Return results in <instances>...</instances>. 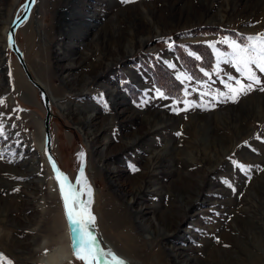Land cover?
Wrapping results in <instances>:
<instances>
[{
	"label": "rangeland",
	"instance_id": "374dc122",
	"mask_svg": "<svg viewBox=\"0 0 264 264\" xmlns=\"http://www.w3.org/2000/svg\"><path fill=\"white\" fill-rule=\"evenodd\" d=\"M25 2L0 0V253L45 264L60 247L54 264H82L44 149L40 91L8 46ZM261 32L264 0H37L19 26L18 46L52 96L59 166L75 184L83 164L95 230L133 264H264V91L171 110L197 81L223 91L225 73L239 76L223 63L213 71L208 42ZM187 99L200 102L196 91ZM232 160L254 167L246 175ZM139 208L159 225L143 227Z\"/></svg>",
	"mask_w": 264,
	"mask_h": 264
},
{
	"label": "snow or ice",
	"instance_id": "6c2138e0",
	"mask_svg": "<svg viewBox=\"0 0 264 264\" xmlns=\"http://www.w3.org/2000/svg\"><path fill=\"white\" fill-rule=\"evenodd\" d=\"M121 2L129 3L132 0H121ZM20 19L21 17L18 15L16 20ZM8 39L9 45L11 46L14 43L11 32L9 33ZM208 43L217 55L216 68L213 71L219 73L221 71L220 65L223 63L231 65L239 76L225 73L227 78L221 81L224 84L223 91L220 89H212L206 82L197 81V86L191 88V91L198 92L200 102L197 103L195 100L187 99L191 95V91L186 87L184 90L185 98L183 100L173 98V104L171 105L172 111L179 113L180 111H187L193 107H200L207 110L210 107L214 108L217 103H227L229 101L233 103L238 102L241 96L247 95L257 88L260 91H264V80L257 74L258 72L264 74V32L248 35L242 41L225 37L219 42ZM217 43L226 44L229 51H221L216 47ZM190 55H193L196 59H200L195 53H190ZM170 66L175 67V65ZM9 75L11 76V73ZM205 75L210 76L211 74L205 72ZM180 77L186 81L193 80L191 75L185 73L178 74V78ZM201 85L206 90H201ZM156 96L168 98L160 89H156ZM205 97H209L210 99L206 100ZM3 103L4 100L0 98V104ZM178 104H183L184 107L178 108ZM105 107L107 108L106 103ZM0 135H3L2 126H0ZM257 138L259 139V136ZM83 155V153L78 154L80 157ZM49 159L56 172L55 179L59 185L65 215L71 229L72 254L75 259L81 261L82 264H128L125 259L116 254L112 249L104 248L95 234L94 224L96 217L91 211L93 192L91 185L87 182L86 177H84L83 164H81L79 175L77 176L75 184H73L67 175L56 167L55 161L51 160V157ZM229 159L231 160L232 158L230 157ZM232 163L235 168H238L246 175L254 167L253 165H246L237 160H232ZM133 170L136 171L138 169L133 166ZM223 182L228 187H232V184L227 179ZM233 191H235L234 188ZM85 197L87 198L85 199ZM47 251L45 249V254ZM3 262H6V264H14L7 256L0 253V264H3Z\"/></svg>",
	"mask_w": 264,
	"mask_h": 264
},
{
	"label": "water",
	"instance_id": "95a60500",
	"mask_svg": "<svg viewBox=\"0 0 264 264\" xmlns=\"http://www.w3.org/2000/svg\"><path fill=\"white\" fill-rule=\"evenodd\" d=\"M36 3H37V0H26L24 10L19 15L21 17V19L20 20H16V18H15L12 21L10 27L8 28V31H7V40H8V46H9V48L12 49L17 54V56H18V59H19V61L21 63L22 69H23V73L25 74V76L27 77V79L29 80V82L34 87H37L38 90L40 91V97H41V100H42L43 105H44L45 110H46V113H45V116H44V119H43L44 131H45V135H46V137H45V143H44L45 144V151H46L47 158L49 160V164L51 165V168L53 170L54 176H56V172L53 169V166H52V163H51L49 157H51V160L55 161L56 167L61 172H63V171H62V169L59 166L57 157L54 155V153L52 151L51 118H52V114H53V102L51 101V96H50V94H49L48 89L46 88V86H44L37 79V76H35L33 74L32 70L30 69V66L28 65V63H27V61L25 59L24 52L18 46L17 39H16V34H17V30H18L19 26L25 20H27V19L30 18L31 12L33 10V7L36 5ZM24 17H26V18H24ZM10 32L12 33V39L14 41V43L11 46L9 45V39H8ZM58 188H59V185H58ZM59 191H60V189H59ZM63 206H64V204H63ZM68 226H69V222H68ZM69 231H70L71 247H72V233H71L70 227H69ZM95 234L97 235L96 230H95Z\"/></svg>",
	"mask_w": 264,
	"mask_h": 264
},
{
	"label": "bare ground",
	"instance_id": "6f19581e",
	"mask_svg": "<svg viewBox=\"0 0 264 264\" xmlns=\"http://www.w3.org/2000/svg\"><path fill=\"white\" fill-rule=\"evenodd\" d=\"M36 6V5H35ZM34 6V7H35ZM34 7H33V9H34ZM32 13V12H31ZM8 26H7V28H6V32H7V30H8ZM31 34H32V32H31ZM147 37V36H146ZM145 36L144 37H142L141 38V40H145V38H146ZM130 50H132V47H129V45L126 47V52H129ZM73 64V63H72ZM74 66V65H73ZM39 80V79H38ZM40 81V80H39ZM41 82V81H40ZM42 83V82H41ZM43 84V83H42ZM44 85V84H43ZM45 86V85H44ZM51 96V95H50ZM52 97V96H51ZM51 101H53L52 99H51ZM61 106V105H60ZM91 118V117H90ZM85 120L84 121H86V122H84V123H87L88 121H90L91 119H87V118H84ZM45 137H46V135H45V132H44V141H45ZM107 138V137H106ZM106 143H107V141H104V143H103V146H105L104 147V149L106 148V150H108L107 149V146H106ZM108 147H109V145H108ZM44 149H45V144H44ZM103 149V150H104ZM102 150V151H103ZM45 153H46V151H45ZM102 153V155H103V152H101ZM106 153V152H105ZM109 173V172H108ZM136 199V198H135ZM136 211V215H137V218L138 219H140L139 221H140V224L143 226V227H145V228H148V225L149 226H151V223L152 222H155L156 224H158L159 225V223H160V221L158 220V219H155L154 218V220H152V218H151V221H148L149 219V217L148 218H144V213H143V211H144V209L143 208H139V209H136L135 210ZM143 213V214H142ZM139 223V222H138ZM95 228V227H94ZM150 229V228H149ZM149 229H147V230H149ZM97 233V232H96ZM159 233H164V232H162V231H159ZM97 237H98V239L100 240V242H101V245L104 247V248H106V249H108V248H110V249H112L116 254H118L120 257H122L123 259H125L127 262H128V264H133V263H136L135 262V260L132 258V257H130V256H128L127 254H124V253H122V252H119L116 248V246L114 245V244H112L111 242H109V240L107 239V238H105L103 235L101 236L99 233H97ZM57 250H59L60 251V247H58V248H56ZM57 250H55L56 252L55 253H52V254H50V255H52V256H48L47 258H42V262L43 263H45V264H47V263H50V264H54L55 262H57V261H60V260H62L64 257H65V255L66 254H61V253H59ZM48 255V254H47ZM57 258V259H56Z\"/></svg>",
	"mask_w": 264,
	"mask_h": 264
},
{
	"label": "trees",
	"instance_id": "16d2710c",
	"mask_svg": "<svg viewBox=\"0 0 264 264\" xmlns=\"http://www.w3.org/2000/svg\"><path fill=\"white\" fill-rule=\"evenodd\" d=\"M188 56V55H187Z\"/></svg>",
	"mask_w": 264,
	"mask_h": 264
}]
</instances>
